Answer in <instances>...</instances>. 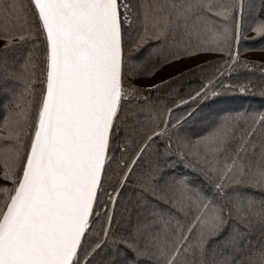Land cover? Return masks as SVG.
<instances>
[{
  "label": "snow or ice",
  "instance_id": "snow-or-ice-1",
  "mask_svg": "<svg viewBox=\"0 0 264 264\" xmlns=\"http://www.w3.org/2000/svg\"><path fill=\"white\" fill-rule=\"evenodd\" d=\"M246 38L264 0H0V264H264Z\"/></svg>",
  "mask_w": 264,
  "mask_h": 264
},
{
  "label": "trees",
  "instance_id": "trees-1",
  "mask_svg": "<svg viewBox=\"0 0 264 264\" xmlns=\"http://www.w3.org/2000/svg\"><path fill=\"white\" fill-rule=\"evenodd\" d=\"M252 35L251 33L249 34ZM242 48L245 49L242 53L241 58L253 61L257 64L264 62V51L260 49H264V44L253 43L251 40L246 38L245 41L242 42ZM217 57L214 56H206L201 59H215ZM192 62H185L173 65L171 67H165L158 75H155L151 78H145L146 81L150 82H158L160 78L166 77L168 75H176L179 71H181L186 65L191 64ZM258 82V81H257ZM264 105V98L261 97L259 92L255 94H248L247 96L241 97L239 93H227L222 96V99L214 105L216 108H223L225 110L238 109L241 107L249 108L252 110H259L261 106ZM200 113L197 114L199 117ZM113 255L107 256L106 264H112ZM117 260H122L123 257L116 256Z\"/></svg>",
  "mask_w": 264,
  "mask_h": 264
}]
</instances>
